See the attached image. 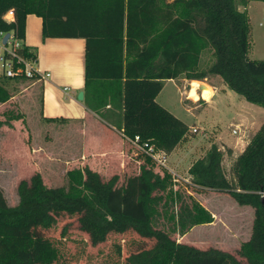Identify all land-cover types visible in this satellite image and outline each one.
<instances>
[{
  "label": "trees",
  "instance_id": "trees-1",
  "mask_svg": "<svg viewBox=\"0 0 264 264\" xmlns=\"http://www.w3.org/2000/svg\"><path fill=\"white\" fill-rule=\"evenodd\" d=\"M238 3L0 0V28H14L24 36L26 16L35 13L42 18L43 38L83 37L86 107L111 122L136 153L124 135L138 134L169 152L186 139L189 127L156 101L166 79L219 75L246 100L264 106V58L248 55L250 18ZM10 7L14 21L2 18ZM26 49L36 54L31 46ZM206 51L212 59L202 65ZM24 80L0 77V102ZM142 154L137 173L121 185L118 174L103 179L85 165L66 172V186H47L39 172L21 179L15 205L6 202L0 189V264L56 263L61 257L58 246L33 236L31 226L40 219L42 227H50V214L58 212L79 214V229L91 246L129 230L154 241L129 254L125 264H264V120L232 161L233 182L223 171V150L215 142L191 162L188 183L178 184L170 170ZM202 189L226 193L253 209L251 234L236 252L244 261L226 250L200 249L176 237L213 222L212 213L190 191Z\"/></svg>",
  "mask_w": 264,
  "mask_h": 264
},
{
  "label": "rangeland",
  "instance_id": "rangeland-1",
  "mask_svg": "<svg viewBox=\"0 0 264 264\" xmlns=\"http://www.w3.org/2000/svg\"><path fill=\"white\" fill-rule=\"evenodd\" d=\"M250 45L248 55L252 59L264 58V6L253 2L249 7ZM211 53L206 51L202 55V65L211 61ZM193 80L179 77L164 82L156 96V101L169 109L173 114L197 127V131L186 133L185 140L180 142L175 151L169 156L168 164L174 169V174L187 176V167L197 155H201L208 142H212L220 132L222 140L240 137L238 147L241 146L260 127L264 115L258 109V104L246 100L243 96L227 87V98L233 101L235 114L218 115V122L213 121L205 125V121H198L190 114L187 107L196 111L204 108L213 92L196 100L187 93ZM196 81L223 82L219 75H209L207 79ZM207 83V84H208ZM226 85V84H225ZM12 96L0 102V189L9 205L18 201L16 186L21 179H29L39 172L47 186H66V172L75 167L87 165L99 171L103 179H108L116 171H105L100 160L93 161V151L86 152L89 165L82 158L80 151L82 132L80 125L71 122L45 120L41 117V86L39 82L24 80L16 82ZM199 93V91L197 90ZM203 99L200 101L199 99ZM240 115V116H239ZM210 113H207V117ZM243 117V122L239 121ZM205 125V128H204ZM191 126V127H192ZM204 128V129H203ZM236 128L237 131L232 130ZM86 129V127H85ZM84 133V134H82ZM217 143V142H216ZM129 144V143H128ZM223 144V146H221ZM130 145V144H129ZM223 150L222 167L226 177L234 181L231 171L233 155L227 152L228 146L217 143ZM187 151L188 154H184ZM184 154V155H183ZM144 159V155L137 151L135 156ZM136 168L121 174L118 185H121L129 175L137 173ZM118 174V173H117ZM178 184L184 183L178 178ZM192 187V186H191ZM194 188V187H193ZM190 189V188H189ZM193 196L201 201H207V207L217 213L218 220L214 225H198L185 237L178 238L181 242L194 245L200 249L215 247L226 249L238 259L244 261L236 252L246 241L252 230L253 210L249 206L237 204L229 195L217 191L197 192L190 190ZM79 214L76 212L51 213V226L42 227L40 219H36L31 226L32 235L51 240L60 250L61 257L54 264H125L129 254L143 248L151 247L154 241L141 238L134 231L125 233H111L107 240L97 246H91L87 235L79 229ZM65 230V231H64ZM64 231V233H63Z\"/></svg>",
  "mask_w": 264,
  "mask_h": 264
},
{
  "label": "crops",
  "instance_id": "crops-1",
  "mask_svg": "<svg viewBox=\"0 0 264 264\" xmlns=\"http://www.w3.org/2000/svg\"><path fill=\"white\" fill-rule=\"evenodd\" d=\"M256 1L264 6V0H238V8L240 10L246 9L247 12H249V7ZM24 40L35 50L38 66L50 72L49 77L45 81L39 82L41 86V117H61L62 119L58 121L71 122L81 126L82 132L85 131V135L82 137V141H80V151L82 150L81 156L85 160L83 162L89 163L85 155L86 152L92 150V158L94 159L91 162L99 159L100 162H102L100 163L101 166L105 165V171H116V174L118 173V175H121L129 173L128 171L132 168H136V165L138 168L141 159L134 157L136 153L135 150L121 136L120 131L111 122L102 119L95 112L89 110L84 104L83 99H79L77 96L78 91L81 89L83 90L84 85V38L78 36H47L43 38L41 16L35 13H28L25 19ZM205 79H207V77ZM225 84V82L219 83L217 81H213L211 84L208 83L213 91L211 98L204 108L197 109L196 111H192L187 107L190 114L199 122L204 120L206 126L212 121L214 123L218 122L219 118L217 117L221 114L228 115L230 113L232 118L237 117L238 113L235 114V110H233V101L231 102L230 99L227 98L228 89L226 87L227 84ZM187 93L194 100L201 97L193 87H191ZM258 109L264 115V106L258 107ZM207 113H210V116L207 117ZM181 119L188 125L190 130L192 125L183 118ZM243 120V117H239L240 122H243ZM249 139L238 147V142L241 140L239 136L229 142H225L222 140L219 132L211 143L217 142L226 144L228 146L227 152L233 155V161L236 155L244 149ZM211 143L208 142L203 153L208 149ZM176 146L168 152V158L173 151H175ZM221 146H223V144H221ZM203 153L201 155H203ZM184 154H188V152L185 151ZM201 155H197L195 159ZM191 162L187 167V176L182 177L178 175V178L187 183L190 182L188 168ZM91 164L98 165V163H89L90 166ZM167 169L174 172V169L169 166L168 161ZM205 191L211 190H197V192L203 193ZM199 202L208 209L214 217L213 222L203 225H214L218 220L217 214L219 212L215 213L211 211L207 207V201ZM195 227L196 226L193 228ZM193 228H191L190 231ZM189 232L179 238L185 237Z\"/></svg>",
  "mask_w": 264,
  "mask_h": 264
},
{
  "label": "built area",
  "instance_id": "built-area-1",
  "mask_svg": "<svg viewBox=\"0 0 264 264\" xmlns=\"http://www.w3.org/2000/svg\"><path fill=\"white\" fill-rule=\"evenodd\" d=\"M2 18L6 21H14L13 7L3 12ZM27 47L29 45L25 42L24 36L18 35L14 28H0V77L22 78L32 82H43L49 77L50 72L38 66L37 55L28 53ZM197 90L201 92L198 87ZM191 130L197 131V127L192 126ZM232 131L236 132L237 129L234 128ZM124 136L136 151L149 156L158 166L167 168L168 152L166 150L148 140L141 139L138 134ZM171 173L176 176L172 171Z\"/></svg>",
  "mask_w": 264,
  "mask_h": 264
},
{
  "label": "bare ground",
  "instance_id": "bare-ground-1",
  "mask_svg": "<svg viewBox=\"0 0 264 264\" xmlns=\"http://www.w3.org/2000/svg\"><path fill=\"white\" fill-rule=\"evenodd\" d=\"M191 85L193 88H195V90H197V87H199V86L201 87V92H199V94L202 98H204V96L209 95L213 92L212 88L207 83H205L203 81L193 80L191 82Z\"/></svg>",
  "mask_w": 264,
  "mask_h": 264
},
{
  "label": "water",
  "instance_id": "water-1",
  "mask_svg": "<svg viewBox=\"0 0 264 264\" xmlns=\"http://www.w3.org/2000/svg\"><path fill=\"white\" fill-rule=\"evenodd\" d=\"M198 89L201 90V87L199 86ZM77 96H78L79 99H83V90L82 89L78 91V95Z\"/></svg>",
  "mask_w": 264,
  "mask_h": 264
}]
</instances>
